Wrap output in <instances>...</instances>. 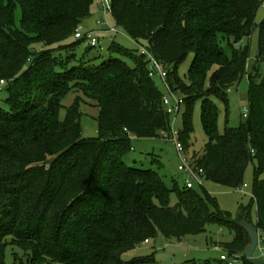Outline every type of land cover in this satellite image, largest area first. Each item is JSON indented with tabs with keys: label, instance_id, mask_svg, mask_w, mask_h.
<instances>
[{
	"label": "trees",
	"instance_id": "16d2710c",
	"mask_svg": "<svg viewBox=\"0 0 264 264\" xmlns=\"http://www.w3.org/2000/svg\"><path fill=\"white\" fill-rule=\"evenodd\" d=\"M94 2L0 0V81L8 93V110L0 108V264L12 245L25 252V264H158L150 257L125 263L123 255L159 235L197 236L213 224L234 234L222 247L231 256L242 255L251 242L238 224L251 222L245 207L234 221L217 210L209 194L177 182L170 189L154 170L127 164L133 138L170 134L171 115L141 52L111 46V55L132 60L133 67L115 57L100 66L73 64L75 56L64 55L85 42L76 40L75 32L91 17ZM262 5L264 0H111L115 22L132 39L146 42L168 72L170 91L183 96L180 140L187 152L193 111L202 102L209 142L195 162L204 177L239 189L256 161L252 198L264 240V78L250 77L249 115L239 128L227 126L220 135L213 102L228 105V91L247 74L249 48L239 44L257 27ZM259 32L262 60L264 20ZM73 38L77 42L67 44ZM36 44L48 48L33 53ZM191 54L186 81L178 67ZM74 83L83 85L100 110L98 138H83L76 108L60 119L61 103Z\"/></svg>",
	"mask_w": 264,
	"mask_h": 264
},
{
	"label": "rangeland",
	"instance_id": "374dc122",
	"mask_svg": "<svg viewBox=\"0 0 264 264\" xmlns=\"http://www.w3.org/2000/svg\"><path fill=\"white\" fill-rule=\"evenodd\" d=\"M21 18V10L16 12V21L19 24ZM264 20V5L261 6L257 15V27L252 32L251 36L242 41L240 47L249 48L248 72L238 85L228 91V105H225L220 100L213 99L219 110L218 115V131L222 135L225 133L226 127L239 128L246 121L244 112L249 110V87L250 77L255 78L256 82H260L264 78V59L260 60L259 41L260 32L259 26ZM99 23H104L105 27L100 28ZM82 35L89 32H97L96 37L99 38V45L88 52V44L82 42L73 51L64 55L75 56L74 63L83 61L88 65L100 66L112 57L120 58L117 55H111L110 49L113 44H116L127 50L140 53L142 48L148 49L146 42L136 41L132 39L127 32L120 27L114 20L110 10L104 7L103 0H95L91 11V17L81 24ZM115 29L116 33H104L103 30ZM73 38L67 44L76 43ZM45 45L36 44L32 48V52H40L47 49ZM223 48L229 53L230 48L226 43H223ZM122 59L129 67H133L134 63L130 59ZM194 55H189L187 59L178 67L179 75L187 81L189 71L191 69ZM156 87L166 96L168 90L165 85V80L159 75L152 78ZM209 87V82H207ZM83 85L74 83L71 85L69 95L62 101L60 110V119L65 121L68 112L76 108L81 114L80 124L83 131V138L92 139L99 137V108L97 104L86 96ZM175 99H181L183 96L179 93L174 94ZM8 98V93L3 89L0 92V108L8 110L5 104ZM186 107L181 105L180 112L171 114L172 131L180 132L184 128V114ZM193 130L190 133V149L188 157L191 161H196L204 153L206 144L209 142V137L204 131L202 124V102L198 101L193 111ZM127 164L132 168L141 170H154L163 179L168 188H172L174 182H177L180 187H185L186 180L189 175L179 170L180 161L177 150L173 142L168 141L163 135L157 139H137L132 141V151L126 157ZM256 161L249 164L244 184L239 189H229L221 184L208 181L204 176L200 177L202 186L194 182V190L198 193H206L216 199L218 211L231 214L234 221H237L241 214L242 207H245L250 213V224L255 226L257 222L256 205L253 202L252 193L254 185V171ZM264 178V177H263ZM171 206H175L178 202L176 194L170 196ZM234 239V234L223 225L213 224L206 228V231L197 236H187L181 239H166L159 235L156 239L150 240L148 244H142L136 249L127 252L123 255V261L129 263L135 259L154 258L158 264H227L221 261V256L227 251L222 247L223 244L230 243ZM264 240H261L260 247L262 248ZM9 244L12 239L6 240ZM254 258L264 263V252L258 248ZM27 256L20 248L12 245L7 247L5 251V264H25ZM236 264H245L243 260H239Z\"/></svg>",
	"mask_w": 264,
	"mask_h": 264
},
{
	"label": "built area",
	"instance_id": "2783aa9c",
	"mask_svg": "<svg viewBox=\"0 0 264 264\" xmlns=\"http://www.w3.org/2000/svg\"><path fill=\"white\" fill-rule=\"evenodd\" d=\"M104 3V7L108 10L111 11V0H103ZM98 26L100 28H104L105 24L104 23H99ZM82 28L81 26L76 30L75 32V39L76 40H84L88 46L91 47H97L99 45V38L95 36V34L97 32H89L86 35H82L81 33ZM104 33H116L115 29H106L103 30ZM141 54L145 55L147 57V59L150 61V77L153 78L156 74L159 75L161 78H163L165 80V85L166 88L168 90V95H164L163 98V103L164 106L167 110V112L171 115V114H175V113H179L180 112V107L181 105H183V101L180 99H175V95L170 91L168 85L166 84V79H167V70L165 69V67L158 62L153 56L152 54L145 48H142L141 50ZM6 86V82L5 81H0V92L3 91V89ZM244 117L247 118L249 115V110H246L244 112ZM168 141H171L174 143L176 150H177V154H178V158L180 161V165H179V170L182 172H185L189 175V179L186 180V187L188 189H194L195 185L194 182H197L200 186H202V181L201 178L202 176H204V172L202 169L197 167L196 162L191 161L190 157H188L187 155V151L185 150V147L183 145V143L180 140V132H175L172 131L170 132V134H164L163 135ZM261 236H260V242H261ZM264 242V241H263ZM259 249H261L262 252H264V244L262 246V248L258 247ZM242 255H235V256H231L228 252L224 253L221 256V261L225 262L227 264H236L238 263V261L241 259Z\"/></svg>",
	"mask_w": 264,
	"mask_h": 264
},
{
	"label": "water",
	"instance_id": "95a60500",
	"mask_svg": "<svg viewBox=\"0 0 264 264\" xmlns=\"http://www.w3.org/2000/svg\"><path fill=\"white\" fill-rule=\"evenodd\" d=\"M238 224L248 231L251 238V242L245 251L242 252V256L245 257L251 264H264L254 258V255L260 245V233L258 228L251 225L246 219L238 222Z\"/></svg>",
	"mask_w": 264,
	"mask_h": 264
},
{
	"label": "crops",
	"instance_id": "0c3cea01",
	"mask_svg": "<svg viewBox=\"0 0 264 264\" xmlns=\"http://www.w3.org/2000/svg\"><path fill=\"white\" fill-rule=\"evenodd\" d=\"M135 138H133V140H134ZM150 241H148V242H146L145 244H148Z\"/></svg>",
	"mask_w": 264,
	"mask_h": 264
}]
</instances>
